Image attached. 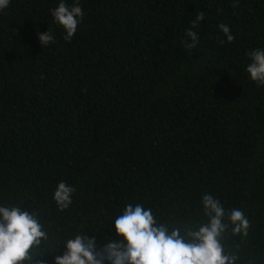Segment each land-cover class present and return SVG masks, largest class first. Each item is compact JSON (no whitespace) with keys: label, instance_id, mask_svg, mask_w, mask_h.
I'll use <instances>...</instances> for the list:
<instances>
[{"label":"trees","instance_id":"trees-1","mask_svg":"<svg viewBox=\"0 0 264 264\" xmlns=\"http://www.w3.org/2000/svg\"><path fill=\"white\" fill-rule=\"evenodd\" d=\"M60 2L0 10V206L37 214L48 239L33 264H54L78 234L119 241L129 203L191 242L210 219L208 194L225 208L224 254L264 264V86L246 72L248 53L264 49V0H79L70 41L51 17ZM60 182L74 188L64 210ZM233 208L246 236L232 234Z\"/></svg>","mask_w":264,"mask_h":264},{"label":"clouds","instance_id":"clouds-1","mask_svg":"<svg viewBox=\"0 0 264 264\" xmlns=\"http://www.w3.org/2000/svg\"><path fill=\"white\" fill-rule=\"evenodd\" d=\"M10 0H0V10L7 8ZM53 22L61 27L70 41L83 18L79 0L69 7L61 0L54 10H50ZM204 19L200 12L192 21V29ZM221 32L228 42L234 37L227 25H220ZM186 31L185 47L195 49L198 33ZM40 46L54 41L50 29L37 33ZM250 63L246 72L251 81L264 86V49L248 53ZM74 188L60 182L53 195L59 209L64 210L72 203ZM202 208L210 217L207 224L197 231H188L191 242H186L176 228L169 233L164 225H156L152 209L141 204H127L123 213L115 219L113 228L117 240H110L98 246L94 236L78 234L64 243L65 252L55 257L54 264H234L235 256L224 254L221 237L227 224L223 222L225 208L212 195H203ZM232 234L246 236L249 220L241 209L233 208L228 217ZM48 239L36 213L21 211L19 205L0 206V264H33L32 250Z\"/></svg>","mask_w":264,"mask_h":264}]
</instances>
